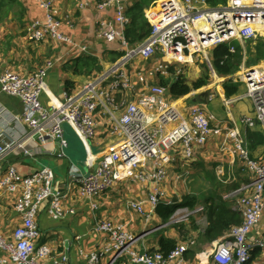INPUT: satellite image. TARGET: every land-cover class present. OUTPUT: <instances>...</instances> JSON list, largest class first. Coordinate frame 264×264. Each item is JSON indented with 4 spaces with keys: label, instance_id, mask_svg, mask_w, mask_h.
<instances>
[{
    "label": "built area",
    "instance_id": "1",
    "mask_svg": "<svg viewBox=\"0 0 264 264\" xmlns=\"http://www.w3.org/2000/svg\"><path fill=\"white\" fill-rule=\"evenodd\" d=\"M33 1L44 10V19L30 24L29 39L39 42L50 36L61 43L73 45L71 38L60 29L61 22L53 0ZM126 10L122 0H95L96 37L104 42L119 43L118 49L124 55L104 73L86 82L79 92L64 90L62 100L50 104L42 101V94L48 89L46 78L54 65L53 60L45 61L28 74L0 66V91L22 101L23 110L18 119L29 128V134L22 141H4L3 134H0V155L13 150L36 155L39 153L36 140L39 139L43 152L53 151L64 156L68 146L67 139L63 138L64 123L77 132L90 151V142L97 134L96 112L100 107L105 108L113 120L112 131L119 138L100 157L96 169L87 174L77 173L79 195L91 200L92 206L97 208L98 203L94 201L97 196L109 192L121 180L130 177L151 179L155 189L147 201L151 212H155L165 195L162 185L167 179V166L175 162L170 150L178 146L183 159L195 162L199 151L222 128L211 126L204 106L198 103L189 106L187 116L181 115L169 102L167 88L160 84H151L137 98L123 101V110L117 116L114 111L119 107L116 104L117 93L134 89L127 75L128 63L137 58L149 59L161 54L164 60L156 64V72L200 57L212 65L210 51L220 44H228L230 51L234 52V41L243 45L257 40L264 42V0H227L226 4L214 8L207 0H160L147 13L150 34L136 46H132L126 37L130 22ZM182 57H189L190 60ZM241 68L246 90L238 98L250 99L264 132V60L253 66L244 64ZM179 74L181 72L177 71L176 75ZM242 122L253 128L257 124L250 116L242 118ZM229 134L253 176L233 193L237 197L234 208L242 211L243 222L215 240L209 254L215 264H247L253 248L258 247L264 253V234L255 238L254 243L248 242L264 215V156L258 160L251 158L246 137L238 128ZM57 138H61L58 143ZM32 143L36 144L33 146ZM150 159L153 164L147 174L137 172L144 161ZM89 161L93 163L94 159ZM55 180L54 170L47 166L24 175L15 166L1 172L0 192L20 191L15 208L21 222L15 227L12 238L0 234V264H60L58 261L48 262L51 248L37 243L41 230L35 220L40 206L49 199L50 213L55 217L63 214L66 195L55 186ZM129 206L141 214L147 212L144 200H133ZM185 211L188 209L185 208ZM185 211L179 208L176 213ZM97 230L107 233L116 248L114 260L129 254L132 263L137 264H185V253L194 242L187 239L168 255L158 250L141 254L132 249L136 237L131 236L123 224L103 219L97 224ZM103 254H91L90 264H100Z\"/></svg>",
    "mask_w": 264,
    "mask_h": 264
},
{
    "label": "crops",
    "instance_id": "2",
    "mask_svg": "<svg viewBox=\"0 0 264 264\" xmlns=\"http://www.w3.org/2000/svg\"><path fill=\"white\" fill-rule=\"evenodd\" d=\"M158 1L160 0H122V3L129 16V10L137 2H144V15L150 23L148 10L154 7ZM94 2L95 0H53L57 17L61 22L60 29L71 38L73 42L71 45L61 43L50 36L39 42H32L28 36L30 24L34 20H43L44 10L39 8L33 0H0V66L28 74L39 68L45 61L53 60L54 65L46 78L48 89L42 94L44 104L54 103L58 99L62 100L63 91L67 90V81H70L71 86L68 89L69 92H79L86 82L104 73L120 59L116 62L111 61L113 53L119 52L117 51L119 43L104 42L95 35ZM257 41L245 45L237 41L244 49L241 67L244 64L248 66L247 45L254 43L251 44L253 46ZM79 56H97L103 66V71L97 75H78L71 69L65 70L67 62ZM184 59L190 60L189 57H184ZM163 60L162 55L159 54L149 59L137 58L128 63L127 75L133 83L134 89L122 90L117 93L116 104H119V107L114 110L117 116L123 110L121 105L123 101L137 98L151 84H158L159 75L168 77L170 76L169 69L173 68L175 73L180 71L184 76L186 66L193 69L198 64V59L194 58L190 62L179 66L171 65L167 69L156 72L154 70L156 64L159 65ZM239 74L241 75L240 72ZM240 75L228 76L233 79V82L229 84L239 86L237 94L231 96L226 95L224 87L229 78L223 81V88L219 90V93L212 92L210 89L211 93L207 102L204 103L197 101V97L204 91L202 88L199 89L200 92L194 90L193 94L195 95L190 93L191 95L187 94L179 98H173L169 93L167 94L169 102L175 105L181 115L187 116L189 106L198 103L204 106L210 117L211 126L222 128V131L214 134L204 145V148L199 151L195 162L189 163L183 159L177 149L178 146L170 150L175 162L167 166V179L162 185L165 195L161 200L171 203L193 195L197 197L200 206L195 211L188 210V213H176L178 208L169 222H164L156 212L150 210L147 199L155 189V184L151 179L136 180L130 177L121 180L109 192L97 196L94 201L98 203V207L95 208L92 206L91 200L82 198L78 192L80 179L77 173L82 172L83 169L69 156H59L58 152L54 153L53 151L43 152L39 139L36 140L38 143L36 148L39 149V153L36 155H29L18 150L10 151L4 156L0 155V174L10 166H15L23 175L47 166L52 168L56 174L55 186L66 195L63 199L64 210L61 216L55 217L50 213L51 200L49 199L40 206L35 218L41 230V236L37 243L51 248L48 262L90 264L91 254L104 252L100 264H137L132 263L129 254L114 260L116 248L107 233L97 230L100 220L112 219L123 224L126 231L136 237L132 246L136 252L140 253L144 250L146 253H150L158 250L159 239L165 234L177 238L179 242L187 239L194 240L185 253V264H215L209 253L218 238L210 239L206 236L205 232L209 222L205 201L213 194H217L221 195L223 200L228 201L229 206L235 207L237 197H234L233 193L245 184L242 183V180L249 176L245 173L247 169L245 162L235 149L234 141L229 133L238 128L248 142V130L261 129L256 119L253 103L249 98H238V95H243L245 91H240L242 87L237 82L243 81V77ZM217 100L219 101L217 102ZM211 101L212 105L209 106ZM22 110L23 104L19 98L0 91V134H3L4 141L13 139L22 141L29 134L28 126L18 119ZM96 116L97 134L90 142V151L70 126L79 137L76 136L71 152L76 156L74 159H82L87 173L94 170L95 164H98L103 153L110 150L119 138L112 131L113 120L107 109L100 107ZM245 116H250L255 120L257 124L254 128L242 122V118ZM48 148L50 149V144ZM90 153L93 155V163L88 159ZM152 164V159L144 161L137 172L147 174ZM207 181L210 186L206 184ZM239 182L240 187L233 188L234 184ZM213 184L217 190L211 192ZM176 190L179 194L176 193ZM19 194L20 191L5 190L0 192V234L7 238H12L15 227L21 222V216L15 208ZM133 200H144L147 212L141 214L131 209L129 204ZM180 208H184L185 211V207ZM70 210L74 212H70ZM196 211H205V214L197 216ZM190 216L196 217L195 225L187 224L190 222ZM182 221L188 225L185 228L187 239H184L183 230L176 227V224ZM193 226H196L197 229ZM262 234H264V215L259 225L250 234L248 242L254 243L253 240ZM257 249L259 248L257 247ZM247 264H264V253L259 249L254 255H251Z\"/></svg>",
    "mask_w": 264,
    "mask_h": 264
},
{
    "label": "trees",
    "instance_id": "3",
    "mask_svg": "<svg viewBox=\"0 0 264 264\" xmlns=\"http://www.w3.org/2000/svg\"><path fill=\"white\" fill-rule=\"evenodd\" d=\"M207 2L210 7L214 8L226 4L227 0H207ZM144 6V2H137V4L129 10L130 22L126 28V37L132 46H136L138 43L142 42L151 32V24L144 15ZM233 43L235 45L234 52L230 51V46L228 44H220L210 51L211 62L216 73L220 76H231L232 74L237 73L243 62V46L237 41H234ZM251 44L247 45L249 66L264 60V42L258 40L255 45L252 46ZM116 53L117 54L114 52V56L111 57L112 62H116L124 55V52L121 51ZM70 69L78 75H97L103 71V66L97 56H79L67 62L65 70L68 71ZM173 70V68L169 69L170 76L168 77L159 75L158 83L167 88L168 93L173 98L185 96L193 90L206 86L210 82L209 75H204L188 82L183 74L176 75ZM232 80L233 79L229 78V81L224 84L227 96L234 95L235 93L237 94L239 91V86L237 84H229L233 82ZM66 87L67 90L70 89V81L66 82ZM247 139L251 158L254 160L261 159L264 156V132L261 129H249ZM251 177H245L242 180V183L249 182ZM240 185V182L235 183L233 188L237 189ZM229 204L228 201L223 200L221 195L217 194H213L205 201L209 222L205 233L210 239H216L225 235L232 230L233 227L238 226L243 222L244 216L242 211L233 208L231 205L229 206ZM198 206H200V203L197 197L189 195L184 197L181 201L175 200L171 203L161 200L155 212L164 220V222H169L172 220L173 215L178 208L185 207L189 211H195ZM195 214L200 216L205 214V211H196ZM195 219L196 217H191L189 219L190 222L187 224L195 225ZM187 224L183 223V221L176 224V227H178L179 230H183L185 235L184 239H187L185 231V228L188 226ZM193 227L197 229L196 226ZM181 242H179L177 238L163 234L159 239L160 247L158 251L168 255ZM257 251H259V249L253 248L251 250V255H254Z\"/></svg>",
    "mask_w": 264,
    "mask_h": 264
},
{
    "label": "rangeland",
    "instance_id": "4",
    "mask_svg": "<svg viewBox=\"0 0 264 264\" xmlns=\"http://www.w3.org/2000/svg\"><path fill=\"white\" fill-rule=\"evenodd\" d=\"M248 58H249V56H248ZM247 58V59H248ZM212 63V62H211ZM180 64H184V63H177L176 64V66H179ZM242 65V64H241ZM185 68H186V70H185ZM184 68V70H185V75H184V78H185V76H186V79L188 80V82H191L192 80H195V79H197V78H200V77H202V76H204V75H209V79H210V82L206 85V86H204V87H202V89L203 90H206V89H211L212 90V92H216V93H219V90H222V88H223V81L224 80H226V79H228L229 77L228 76H220L219 74H217L216 73V71H215V69H214V67H213V64L211 65V64H209L208 63V61L207 60H205L203 57H200L199 59H198V64H196V66H194L193 67V69H191V68H189L188 66H186ZM241 67L239 68V70H238V72L237 73H235V75H240L239 74V72L241 73ZM241 75H242V73H241ZM240 75V76H241ZM242 77V76H241ZM238 79H239V77H238ZM242 81V80H241ZM239 84H240V86L242 87V89L240 90V91H243V90H246L245 89V87H244V83H243V81L242 82H239V81H237ZM236 82V83H237ZM201 89V88H200ZM198 90V91H197ZM197 90H195V92H200V90L199 89H197ZM193 92H194V90L192 91V92H190V93H192V95H195V94H193ZM189 93V94H190ZM188 94V95H189ZM191 95V94H190ZM219 100H217V102H218ZM212 105V101L209 103V106H211ZM72 130V128L70 127V125L68 124V123H64V135H65V137H66V139H67V142H68V147H66L65 148V156H69V157H71L72 158V160L74 161L75 160V163L77 164V165H79L83 170H86L85 169V164H84V162L82 161V159H74V157H76L72 152H71V148H72V146H73V142L75 141V139L78 137V135L76 134V133H74V131L72 132L71 131ZM77 136V137H76ZM79 138V137H78ZM82 143V142H81ZM83 146V145H82ZM79 153H80V151H79ZM77 155H79V154H77ZM246 165V164H245ZM246 171H245V173H247L248 174V176L249 177H251V176H253V174H252V172H251V170L249 169V167L246 165ZM246 176V175H245ZM187 184V183H186ZM206 184L208 185V186H210V183L207 181L206 182ZM217 189L215 188V185L213 184V185H211V192H214V191H216ZM176 193L177 194H179L178 193V190H176ZM181 194V193H180ZM176 197H177V195H176ZM182 197V196H181ZM188 211H185L184 213H187ZM263 219V218H262Z\"/></svg>",
    "mask_w": 264,
    "mask_h": 264
},
{
    "label": "water",
    "instance_id": "5",
    "mask_svg": "<svg viewBox=\"0 0 264 264\" xmlns=\"http://www.w3.org/2000/svg\"><path fill=\"white\" fill-rule=\"evenodd\" d=\"M210 93H211V90L210 89H206V90H204L203 92H201V94L197 97V101L198 102H207V98H208V96L210 95ZM63 128H64V125L62 126ZM63 138H66L65 137V135L63 136ZM61 140V138H57L56 139V142L58 143L59 141ZM93 155H92V153H90V155H88V159L89 160H93ZM98 167V164H95V166H94V169H96ZM84 171V172H83ZM82 171V173L83 174H87V170H83ZM141 254H144L145 253V251L144 250H142L141 252H140Z\"/></svg>",
    "mask_w": 264,
    "mask_h": 264
},
{
    "label": "bare ground",
    "instance_id": "6",
    "mask_svg": "<svg viewBox=\"0 0 264 264\" xmlns=\"http://www.w3.org/2000/svg\"><path fill=\"white\" fill-rule=\"evenodd\" d=\"M182 59H184V57H182Z\"/></svg>",
    "mask_w": 264,
    "mask_h": 264
}]
</instances>
